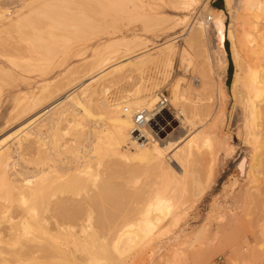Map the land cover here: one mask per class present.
I'll return each mask as SVG.
<instances>
[{"label":"bare ground","instance_id":"bare-ground-1","mask_svg":"<svg viewBox=\"0 0 264 264\" xmlns=\"http://www.w3.org/2000/svg\"><path fill=\"white\" fill-rule=\"evenodd\" d=\"M88 1L24 0V5H22L28 6L26 9L22 5L11 9L10 2H1L0 77L3 75L21 76L26 80L29 76L28 73L33 65L30 51L41 40L35 34L30 37L29 28L38 19L45 18L51 21V25L57 28H59L58 25L61 26V29L75 27L76 32H82L83 28L92 25L95 19L84 10H81L80 14L74 13L75 16L71 14L69 16L66 12L52 14L41 6L49 5L50 8L69 9L72 6H86ZM94 1L98 6H103L101 0ZM111 1L112 6L115 7L124 5L123 0ZM162 2L171 3L180 10L191 11L194 10L199 0H162ZM232 2L233 0H225V5L230 10L233 8ZM139 7L143 9L141 14L139 13L144 20L141 28H134L130 35L110 36L102 45H97L87 55H84L87 49L81 48L78 51L80 58L83 59L81 64L69 68L63 76L44 83L34 94L25 89L14 96L13 109L7 123L13 121L19 125L0 138V214L2 217H8L3 222L0 221V264H43V261L47 257L49 259L52 254L51 258L54 259L56 254L51 252L55 250L59 252L57 257L63 253L66 259L71 258L70 264H108V262L109 264H125V258L132 253L142 254V252L153 251L163 235L167 234L166 238H168L169 232L173 233L180 215L184 214L183 204L187 200L189 190L186 189V184L183 185L182 190H175L176 175L178 174L184 182V178L191 172L190 167L195 162L200 164L207 161H199L202 160L201 156L205 151L212 152L210 154L213 156L217 154L214 151L219 148V150L225 149L226 153L234 149L228 141L230 137L227 139V135L222 131L227 118L226 103L229 93L225 80L216 72L220 69L223 73L227 72L228 66L225 47L227 23L225 11L222 8H213V14H207L203 20H197L195 24H191L188 33L189 47L193 49L196 56L201 57L204 81L197 89H192L191 86L183 87L185 80L179 77V80L176 79L172 84V105L176 108L181 106L186 120L176 117L166 106L157 108L160 96L154 95L150 87L138 86L117 98L97 99L100 92L109 93L111 88L121 80L124 69L129 75L125 76L130 77L132 73H141L147 63H154L157 67L159 65L162 67L164 80L170 77L177 54L176 44L166 40L157 46H149L151 40L144 32L150 34H155L160 30L175 32L177 19L166 16L154 2H149L147 7L139 4ZM34 13H37L36 17L33 16ZM236 17L240 20L241 28L236 33L235 29L239 27L234 29L237 24L233 25V35L236 44L240 47V53L239 71L234 76L232 93L236 99L241 93L244 95L241 104L246 118L245 139L252 147L248 174H252L256 167L255 161L261 155L260 161L258 160L256 164L258 167L264 155V0H243L240 11L236 12ZM182 19L187 22L189 16ZM208 29H211L215 35L216 54L206 44ZM65 37L67 39V35ZM44 47H48V44H44ZM121 50H124L123 53L117 56ZM117 59L120 60L114 62ZM181 59L183 62L190 61L187 49L182 50ZM79 79L85 80L56 98L48 116L42 118L43 112H39L37 118L32 121L28 119L34 109L42 107L45 99L54 98L62 88L73 85ZM189 91L194 92L198 97L207 93L210 94V98L215 93L216 99L218 98L216 108L213 109L212 103L209 102L208 104L205 102L207 108L208 105L211 106L206 110L201 108L202 104L201 106L192 103L187 105L185 100L189 98ZM149 102L156 106L148 108L146 105ZM141 109L149 111L148 123L137 127L135 113ZM70 118L80 131L79 138L73 143L74 146L81 148L86 141H90L92 143L90 156L95 157L103 153L105 157L82 162L67 155L68 145L64 144L58 132L61 123ZM191 118H198L202 124L197 129L195 128V132L191 131L188 138H183L182 128L186 125L185 121L190 123V129L193 128L192 121L194 120ZM37 119L39 121L33 125V121ZM90 120L91 124H89ZM2 121L3 118L0 119V122ZM177 121L179 125L175 127ZM85 122L89 124V127ZM177 128L180 130L174 134ZM182 141H185V144L180 146L179 143ZM130 158H132L131 163L126 161ZM217 160L218 158L216 162ZM214 164L211 169L215 166ZM140 166L147 168L148 171L151 168L157 170L158 186L147 194L148 200L145 199L144 206L142 205L144 199L138 200L137 198L136 200L142 202L140 204L142 207L133 205L135 202H132L133 204L126 202L135 207L125 208L124 203L122 204L125 199L122 197L125 195L122 192L127 190L124 189L129 181L125 183L127 175ZM210 170L208 175L215 174V171ZM121 176L125 180L121 179ZM211 176L209 175V178ZM115 178L116 181L121 183L123 180L126 184L123 190L119 187L122 192L113 190L114 188L119 189ZM199 178L195 179V184L196 181L199 182L195 187L197 189H199L198 185L202 184ZM113 181L117 187L114 186L112 189ZM205 181H208V178ZM234 183L237 184L235 179ZM199 187L204 188L205 186L202 184ZM203 188L200 191L196 190L197 193L199 192V194L195 192L197 196L193 191L197 199L205 194L206 188ZM134 189L127 191L131 193V196L132 192L134 194L138 192V196L139 187ZM185 190H187V195H185ZM120 196L119 202L118 197ZM14 202H18V205L12 206ZM95 216L102 217L104 220L118 216V220L119 217L123 220L120 219L119 223L114 217L115 223L118 222L115 226L110 222L112 226H109L107 221L102 220L104 221L102 226L107 222V226L104 225V227L106 226L105 230L111 235L109 239L108 236L104 237L108 239L105 241L102 240V235L100 236L102 239L97 236L99 231L96 234V227L100 224L93 222L92 218ZM83 218L92 221L94 228L89 230L91 224L88 226L82 224L84 228L80 229L82 232L78 230L80 234L78 236L81 237L79 238L77 231L72 229L74 224L72 221L77 219L81 221ZM95 219L97 220V217ZM66 220L70 224L66 223ZM87 221L84 223L86 224ZM78 224L81 226L80 222ZM205 225L202 224L200 228L193 231V238L205 230ZM102 226L99 227L100 232L104 230L101 229ZM80 232H84L83 238ZM183 236L180 231L177 237L169 239L177 243L182 240ZM69 243L74 246L78 245L83 252L87 250L86 253L89 252V255L86 256L89 258L81 259L80 254L77 258L78 253L77 255L70 254L75 253V250L69 252L67 246ZM261 245L253 249L258 247L257 252L258 250L264 252ZM97 247L100 248L99 253L101 254L98 255L100 257H97ZM173 253L175 264H185L183 250ZM259 254L254 253L253 257L260 258L262 254ZM60 258L62 260L64 255ZM69 260L65 263L67 264Z\"/></svg>","mask_w":264,"mask_h":264},{"label":"rangeland","instance_id":"rangeland-1","mask_svg":"<svg viewBox=\"0 0 264 264\" xmlns=\"http://www.w3.org/2000/svg\"><path fill=\"white\" fill-rule=\"evenodd\" d=\"M4 1H8L11 3L10 4L11 9L17 6L20 7L22 4L24 5L23 2L24 0H0V3ZM90 1L91 3H89ZM123 1H124V5H122L123 7L112 6L111 0H101L103 6H98L94 0H89L88 3L90 5L88 3L85 4L87 7L80 5V6H72L69 9L50 8L49 5L41 6L43 8H46L45 10L49 11L52 14L66 12L68 15L71 14L73 16H75V14H80L82 12L81 10H84L85 12H87V14L94 16L95 19L93 17L94 20L91 23L92 25L85 26L82 32H76L75 27L72 26L67 27L69 29L63 26L65 28L61 29V26L58 25V27L60 28L59 29L51 25V21L45 18L38 19L29 28L30 37H32V35L35 34L36 36L41 38V40L37 43V46L30 51L31 57L33 59L32 60L33 65L31 67V71L28 73L29 76L27 77L26 80H24L21 76L15 77L12 75H3L0 77V119L3 118V121L0 122V138L8 134L9 132L13 131L14 129H16L19 125L17 122H13V121L7 123L10 112L13 109L14 96L16 95V93L26 89L30 93L34 94L39 90V88L44 83H48L51 79H54L56 77L58 78L63 76L64 73L69 68L81 64L83 59L80 58L81 55L78 53V51L81 48L87 49V53L84 54L87 55L94 47H96L97 45H102V43L110 36H117L123 34L130 35L134 28L136 27L141 28L142 25L144 24V20L141 16H139L143 10L142 8L139 7V4L147 7V4L149 2L156 3V7L160 11L164 12L166 16L177 19L176 20L177 29L175 32H165L162 30L156 32L155 34L144 32L148 37V39L151 40L149 46H155V45L157 46L159 43H162L166 40L174 42L176 44L177 54L175 56L173 69L171 71L169 79L164 80L162 76L163 74L162 67L160 65L157 67V64L155 65L154 63H147V65H145L142 68L141 73L140 72L132 73L133 75L131 74L132 76L130 75V77H126L129 75L126 74L127 71L124 69L125 72L123 71L124 73L122 75L123 77L121 78V80L116 85H114L113 88H111V91L109 93L104 94L100 92L97 96V99L103 100L104 98H117L123 94H127L129 90L135 89L138 86H142L145 88L150 87L154 95L157 94L158 96H160L162 93H164L169 98L170 101L169 106H167V108H169L176 117L179 118L181 117L182 119L186 120V116L183 113L181 106L180 108L179 107L176 108L174 107V105H172L171 102L172 84L173 82L176 81V79L179 80V78H181V80H185V82H183V87L188 88L191 86L192 89H197L201 87L204 81L203 69L201 68L202 66L201 57L196 56L192 51L193 49L191 50V48L189 47L188 33L191 28V24H195L197 20H203L204 16L207 14H213L212 9L216 8L214 7L215 4L213 0H199V3L195 6L194 10L191 11L180 10L175 6H173L171 3L168 4L163 3L162 0H123ZM242 3L243 0H233L232 2L233 8L232 10H230L226 7L225 0H222V4H223L222 9H224L225 11V16H226L225 21L227 23L226 41L228 40V43L225 41V47L227 50L228 66H227V72L223 73L222 72L223 70L221 69L216 70L217 75H220L221 78L225 80V83L227 85V90L229 93L226 103L227 118L224 127L222 128V131L227 135V139L228 137H230L228 141L234 146L233 149L234 151L231 150L232 152L229 151L226 153L225 149L221 148L222 150H219L220 149L219 148L218 150L214 151L215 153L217 152V154H219V155L216 154L217 156L216 155L212 156V154H210L212 152L208 151L207 153V151H205L206 154L205 152H203L204 155L202 154L201 156L202 160L200 159L199 161L200 162L203 160H207V161L205 162L203 161L204 163L201 162L200 164L198 162H195V164H193L192 167H190L192 168L190 169L191 172L188 175L189 177L187 176L186 178H184V182L182 181V178L178 174L176 175L175 190H179V189L182 190L184 184L188 186L187 187L185 185L186 189L189 190V192L185 190V195H187V193L189 194L186 196L187 200L183 204L184 214L183 215L181 214L182 216L180 215L179 222L177 226L174 228L173 233L172 231L169 232L168 238H166L167 234L163 235V238L162 237L160 238L159 242L157 243L158 246L153 251H146V253L144 252L145 254L143 252L142 254L132 253L125 258V264H175L173 260L174 259L173 252L179 250H183L184 252L183 254L186 259L185 264H264V256H263L264 252H262L261 250H258L259 252H257L256 250V248L260 247V245L264 242L263 241L264 231H262V226H264V155L262 158V162H260L259 166L257 167L256 164H258L259 158L261 159L260 157L261 155L259 156L258 160L255 161L256 167H254L253 173L248 174L249 171L248 166L252 154V147L251 144L245 139L246 118H245L244 109L241 104L242 96L244 95H241L242 94L241 93L240 97L236 99L232 93V83L234 80V76L236 75L237 71H239L238 59L240 53V49H239L240 47H238L239 45L236 44L233 35V25L237 24V26H234V29L235 27H239L235 29V32L238 33L239 32L238 29L240 30L241 24H240V20L237 19L236 17V12L240 11L242 7ZM27 7L28 6L26 5L23 6L24 9H26ZM41 7L38 8L40 9ZM36 15L37 13L36 14L34 13L33 16L36 17ZM185 16H189V21L184 22L182 18ZM61 19L64 20V18ZM52 35H54L55 37H51ZM65 35H67V39H65L66 38ZM214 38H215L214 33L212 32L211 29H208L207 36L205 39L206 44H208L207 47L216 54L217 53L215 50L216 41ZM44 44H48V47H44ZM49 48H51L52 51L51 49L49 51ZM183 49L185 50L187 49V51L189 52L190 61L183 62V60L181 59V52ZM123 51L124 50L119 51L117 56L121 55ZM119 60L120 59H117L114 62H117ZM79 80L76 83H73V85L71 86L62 88L59 91V93L56 94V96H54V98H51L49 100L45 99V102L43 103L42 107L41 108L38 107L37 109H34L30 113L28 119L32 121L34 118H37L40 114L39 112L41 113L43 112V115L41 116L42 118L48 116V114L52 110L53 105L56 102L55 101L56 98H58L64 92L68 91L70 88L79 84L81 81L85 79H81L80 81ZM151 85H153V87ZM206 94L198 97L194 94V92L189 91L188 93L189 98L185 100L187 101L186 104L188 105V103H192L196 105L198 104L200 106L202 104L201 108H204L206 110L209 107H211L209 105L208 108L206 107V105L208 104L207 102H209L212 103V107L213 109H215L218 103V98L216 99V94L214 93L213 97L211 98L209 97L210 94L207 95ZM190 105L191 104H189V106ZM146 106L148 108H153L154 106H156V104L153 105L151 102H149ZM191 119L194 120L192 121L193 128L190 129V125H189L190 123H186L185 121L186 124L184 125L185 128L184 126L182 128L183 138L185 137L188 138V136L192 132H195L196 129L200 126V124H202V121H200L198 118H191ZM38 121H39L38 119L33 121V125H35L36 122ZM86 122H89V120ZM91 123L92 122L90 120L89 124ZM86 124L88 125L86 126L89 127V124L88 123ZM176 125H179L178 121L175 122V127H177ZM179 130L180 129L177 128L175 131L174 129L172 131H174V134H177ZM58 133H59L58 134L59 137L64 142V144L68 145L67 155L69 157L78 159L79 161L82 162L94 160L97 157L99 158L105 157V154L103 153L95 157L90 156V150L92 147V143L90 141H86L81 148L74 146L73 143L75 139L79 138L80 131L77 129L76 125L73 124L71 118L64 120L61 123ZM184 144L185 141L179 143L180 146L181 145L183 146ZM209 157L212 159V161ZM217 158L218 160L216 162ZM131 159L132 158L126 161L131 163L130 161ZM213 159H214V163L216 162L215 164L213 163ZM132 161H134V159ZM208 162L209 163L212 162L215 166L211 169L213 164L210 165ZM195 167L200 169H196ZM140 168L137 167V169H135L136 172L134 171L133 173L127 175L128 178L130 177V179L126 177L127 180L125 181V183L129 180L128 184L126 183L127 184L126 187H125L126 184L123 183L124 182L123 180H121L122 181L121 183L123 184L121 186V183L118 181L120 180V177H118L117 181L115 178L116 184L119 185L118 188L120 187L122 188V190L123 187H125L124 189L127 190L129 189L128 191H130V189L133 190L134 188H135L134 190H136L139 187L140 191L138 196H137L138 192L135 193L136 198H134L135 194L133 192H132L133 194L132 197L130 195L131 193L128 192L127 190H123V192L120 188L116 190V188H114V186H116L115 181L111 183V185H113L112 189L114 188L113 189L114 191L122 192L123 195H125L122 197V199L125 197L124 201L122 202V204L124 203L125 208H128V206L135 207L136 205H137L136 207L138 206L142 207V205L145 204L144 202L148 200L147 194H149L154 187L156 188L158 186L157 170L151 168L148 171L146 170L147 168L142 166H140ZM206 170L207 172H205ZM209 170L213 172L215 171V174L209 172L210 176L211 175L215 176V177L211 176L213 179L211 177L209 178L208 175ZM196 172L197 173L200 172V174H197ZM204 173L207 175V177H205L206 175ZM194 175H196L197 177ZM198 176L201 178H199ZM121 177H122L121 179H124L123 176ZM197 178H199L198 180L200 181V183H202L203 186H205L204 188H206L205 194L201 196L202 198L199 197V199H197L198 197L196 198L197 194H199V192L197 193L196 190L200 191L202 190L203 187H199L200 185L202 186V184H200L198 185L199 189L195 188L199 183L196 181L195 184V179L197 180ZM207 178L208 181H205V179ZM234 179L237 184L234 183ZM187 181L189 183H186ZM202 181L206 183L204 184ZM193 182L196 186H194ZM207 182L209 184L211 182V184L210 185L208 184L209 185L208 186ZM233 185L235 186L233 187ZM228 190L231 191L229 192ZM190 191L192 192L191 193L192 196L190 195ZM193 191L194 193L195 192L197 193V194L195 193L196 196H194ZM126 193L128 195H126ZM193 196L194 198H192ZM119 198L121 199V196L118 197V201L120 202ZM137 198L138 200L144 199V201H142L143 203L141 202L142 205H140L141 203L138 200H136ZM188 199L190 201H188ZM126 202L128 203L130 202V204H133L132 202H135L133 204L135 206L130 205ZM17 205L18 202H14L12 206H17ZM218 211L219 214L221 215V218H219L220 215L218 214ZM211 213L216 215L213 216ZM96 217L97 220L95 219ZM114 217H116V219L118 218V216H112L111 218L114 219ZM7 218L8 217L6 216L2 217L0 214L1 222L6 220ZM95 218H92L93 222L100 224V225L97 224L98 227H96V223H94L97 230L96 234L99 231V235L97 236L100 237L102 235L101 237H103V239L101 237L100 238L105 241L107 238L109 239V237L111 236L110 233H108L105 230V227L107 226V222L109 226H112L110 223H112L113 226H115L118 224L119 220L122 219L119 217V220L118 219L116 220L118 222L115 223V219L112 220L106 218L104 220V218L102 217L99 218L98 216H95ZM102 220L107 221L105 222L106 224H104L106 225L105 227L104 225L102 226V223L104 222ZM69 221H72V219H69ZM76 221H72L74 222V224H76V225L73 224L72 229L74 231L75 230L77 231V232L75 231L77 233V237H79L78 235H80L78 232L83 230L84 228L82 227V224L83 226L85 225L88 226L91 224V228L88 227L89 230L94 228L93 222L91 221L92 223H89V219L88 221L87 219L84 220V218L81 219L83 223L81 221H77V222ZM86 221L89 224L87 223L85 224L84 222ZM65 222L70 224L67 220ZM79 222L81 223V226L80 224H78ZM202 224H206L205 230L202 231V233H200L196 238H193L192 236L193 231L200 228ZM100 226L103 227V228L101 227V229H104L101 230V232L99 228ZM180 231H182V234L184 235L180 242L174 243L172 239H169L170 237H177ZM81 235L83 238L84 232L81 233ZM104 237L107 238L104 239ZM67 246L69 252L70 250L71 251L75 250L74 251L75 253L71 252L70 254L75 255L76 253H78V255L76 254L77 258L80 257L79 254L81 255L80 257L81 259H86V257L89 255V252L86 253L87 250L86 251L84 250L83 252L82 249H79L78 245H75L76 246L75 247L74 245H71V243H69ZM72 246L74 248H72ZM255 246L258 247L253 249V247ZM80 247L83 248L82 246ZM97 248H98V251H96L98 252L97 257H100L98 256L99 254H101V252L99 253L100 248L99 247ZM51 253L56 254V256H54V259L51 258L53 254L52 256L51 254H49V256H51L49 258L50 260L47 259L48 258L47 257L46 260L44 259L45 261H43L44 262L43 264H57V263L66 264L65 263L66 260H69L66 259V256L63 253L61 254L64 255L63 259L65 260L63 259L61 260L60 257L63 256V255L61 256V254L60 257H57L58 256L57 254L59 252L56 250L52 251ZM254 253L256 254L260 253L259 255L261 254L262 255L260 256V258L259 257L256 258L255 256L254 258L253 257ZM82 254L85 256H83ZM67 256L70 258L68 254ZM56 260H60V261H56ZM70 260L69 262H67V264L71 263Z\"/></svg>","mask_w":264,"mask_h":264},{"label":"built area","instance_id":"built-area-1","mask_svg":"<svg viewBox=\"0 0 264 264\" xmlns=\"http://www.w3.org/2000/svg\"><path fill=\"white\" fill-rule=\"evenodd\" d=\"M169 102H170L169 98L164 93H162L160 95L159 102L157 103V108L161 106L167 107L169 106ZM148 112L149 111L147 109H141L135 113V123L137 127L143 126L148 123V120H147Z\"/></svg>","mask_w":264,"mask_h":264},{"label":"crops","instance_id":"crops-1","mask_svg":"<svg viewBox=\"0 0 264 264\" xmlns=\"http://www.w3.org/2000/svg\"><path fill=\"white\" fill-rule=\"evenodd\" d=\"M213 2L215 4L214 7H218V8L221 7L222 8V6H223L222 0H213Z\"/></svg>","mask_w":264,"mask_h":264},{"label":"snow or ice","instance_id":"snow-or-ice-1","mask_svg":"<svg viewBox=\"0 0 264 264\" xmlns=\"http://www.w3.org/2000/svg\"><path fill=\"white\" fill-rule=\"evenodd\" d=\"M189 7L192 5H188ZM90 171V170H89ZM98 179V177L96 178ZM28 183H31V181H28ZM89 223H91V221L89 220ZM262 231H264V226H262ZM261 248L264 249V244L261 245Z\"/></svg>","mask_w":264,"mask_h":264},{"label":"trees","instance_id":"trees-1","mask_svg":"<svg viewBox=\"0 0 264 264\" xmlns=\"http://www.w3.org/2000/svg\"><path fill=\"white\" fill-rule=\"evenodd\" d=\"M226 42L228 43V40Z\"/></svg>","mask_w":264,"mask_h":264}]
</instances>
